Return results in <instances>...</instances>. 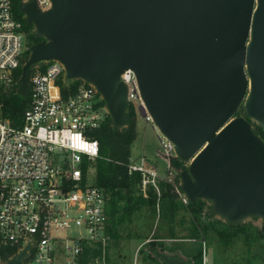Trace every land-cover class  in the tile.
<instances>
[{"label":"water","instance_id":"water-1","mask_svg":"<svg viewBox=\"0 0 264 264\" xmlns=\"http://www.w3.org/2000/svg\"><path fill=\"white\" fill-rule=\"evenodd\" d=\"M19 10L43 38L28 46L17 92L56 60L62 81L95 87L114 127L128 122L131 70L152 125L187 164L180 189L237 223L264 220V0H36ZM243 108L245 116H236ZM30 244L6 264H24ZM167 264H190L160 255ZM0 264H3L0 261Z\"/></svg>","mask_w":264,"mask_h":264},{"label":"built area","instance_id":"built-area-1","mask_svg":"<svg viewBox=\"0 0 264 264\" xmlns=\"http://www.w3.org/2000/svg\"><path fill=\"white\" fill-rule=\"evenodd\" d=\"M13 2L0 0L2 90L16 85L28 49ZM36 2L41 9L50 6V0ZM63 74L56 60L33 69L29 105L18 123L3 115L0 99V245L13 246L16 254L29 243L24 264H80L83 243L105 246L109 241L106 196L92 179L99 143L90 135L108 113L100 94L86 82L64 96L59 84ZM123 80L128 105L152 124L134 73L126 70ZM157 138L165 154L173 151L161 134ZM139 159L130 169L140 170L144 194L148 185L158 191L159 179L172 180L160 177L144 154ZM182 200L186 202L184 196ZM132 264L139 263L135 259Z\"/></svg>","mask_w":264,"mask_h":264},{"label":"trees","instance_id":"trees-1","mask_svg":"<svg viewBox=\"0 0 264 264\" xmlns=\"http://www.w3.org/2000/svg\"><path fill=\"white\" fill-rule=\"evenodd\" d=\"M19 4L20 0H14L13 12L22 24L27 46H30L43 38L34 35V26L26 21ZM28 56L27 49L23 63ZM21 67L16 72V85L11 89H0L3 115L12 123L20 122L29 105V95L23 97L17 92ZM81 82L75 80L70 86H65L60 79L62 94L66 96L74 92ZM126 113L128 122L125 126L114 127L107 115L100 126L90 132L99 143V155L92 167L94 182L106 196L109 241L105 246L100 242L83 243L80 264H125L121 260L125 255L117 252L123 238L140 240V264H167L161 259V254L179 257L190 264H203L207 248L212 250L213 264H264V220L252 218L232 223L213 214L206 200L184 202L180 173L187 164L176 158L173 152L166 154L169 170L175 172L172 180L159 179L158 191L148 185L144 194L140 170L130 169L135 161L132 151L139 133L137 113L131 104ZM235 115L245 116L243 108ZM248 120L264 141V129ZM147 161L151 163V159ZM166 239L181 243L168 246ZM185 241L194 243L187 248L183 246ZM15 252L13 246L0 245V261L6 264Z\"/></svg>","mask_w":264,"mask_h":264},{"label":"rangeland","instance_id":"rangeland-1","mask_svg":"<svg viewBox=\"0 0 264 264\" xmlns=\"http://www.w3.org/2000/svg\"><path fill=\"white\" fill-rule=\"evenodd\" d=\"M137 120L139 133L133 146V158L135 159V161H139L140 156L144 154L145 158L151 159V163L157 168L160 177H167L168 175L170 176V179H172L175 172L173 170H169L170 168L167 164V155L161 148L157 138L158 131L151 123L146 122V120L142 116H140L139 113H137ZM155 225L156 221L153 225L152 231L154 230ZM152 231L150 233H152ZM185 242L186 243H183V246H186L187 248L192 247V244L194 243L190 241ZM165 243L168 246H173V244H180L181 242L166 239ZM140 246L141 242L139 239L126 240L123 238L117 250L120 255H125V257L121 258L123 263L132 264L133 261L137 259L138 263L140 264V261L138 259V249L140 248ZM203 262L205 264H213L214 260L211 248L206 249V253H204L203 257Z\"/></svg>","mask_w":264,"mask_h":264},{"label":"crops","instance_id":"crops-1","mask_svg":"<svg viewBox=\"0 0 264 264\" xmlns=\"http://www.w3.org/2000/svg\"><path fill=\"white\" fill-rule=\"evenodd\" d=\"M93 180H94V172H93Z\"/></svg>","mask_w":264,"mask_h":264}]
</instances>
